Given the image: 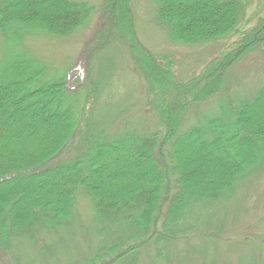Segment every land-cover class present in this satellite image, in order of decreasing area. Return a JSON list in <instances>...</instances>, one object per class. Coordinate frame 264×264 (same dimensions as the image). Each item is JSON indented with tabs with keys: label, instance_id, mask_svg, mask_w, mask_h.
<instances>
[{
	"label": "trees",
	"instance_id": "trees-1",
	"mask_svg": "<svg viewBox=\"0 0 264 264\" xmlns=\"http://www.w3.org/2000/svg\"><path fill=\"white\" fill-rule=\"evenodd\" d=\"M131 1L100 0L103 14L84 68L115 39L125 41L151 88L163 133L102 143L86 137L98 83L88 77L83 96L74 94L69 101L65 76L39 83L46 68L18 50L25 34L72 35L88 23L95 7L76 0H0V36L6 39L0 47L3 257L15 240L34 244L37 237L55 233L83 195L96 221L115 230L107 252L85 264H117L151 241L179 238L196 206L221 200L264 159V89L231 108L225 119H210L177 136L185 112L220 92L228 70L264 44V0L244 22L238 0L152 1L158 25L172 42L201 45L234 35L185 80L177 78L172 62L159 59L139 40ZM77 152L84 159L67 160Z\"/></svg>",
	"mask_w": 264,
	"mask_h": 264
},
{
	"label": "rangeland",
	"instance_id": "rangeland-1",
	"mask_svg": "<svg viewBox=\"0 0 264 264\" xmlns=\"http://www.w3.org/2000/svg\"><path fill=\"white\" fill-rule=\"evenodd\" d=\"M76 1L95 7L86 25L65 37L45 32L25 34L19 45V51L46 68L39 83L65 76L69 101L74 94L83 96L88 77L98 83L93 118L86 131V137L89 135L97 142L115 137L162 135L152 107L151 88L125 41L115 39L85 70L83 57L95 43L94 34L103 13L100 0ZM152 1H131L136 35L159 59L172 62L179 80L195 75L235 39L231 33L201 45L172 42L168 32L158 25L157 8ZM238 1L245 12L241 21L252 18L261 7V0ZM4 40L0 36V47ZM261 89H264V44L228 70L220 92L185 112L177 136L206 125L210 119L224 118L231 108H240L253 100ZM83 154L77 152L67 160L84 159ZM103 223L96 221L90 202L80 195L70 219L60 229L37 237L34 244L24 238L13 241L6 257L0 255V264H85L96 253L107 252L115 242V230L109 231ZM152 242L122 257L117 264H264V159L221 200L196 206L186 217L179 238L169 243Z\"/></svg>",
	"mask_w": 264,
	"mask_h": 264
}]
</instances>
